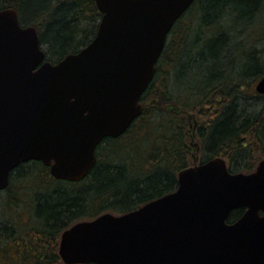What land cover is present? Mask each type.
<instances>
[{"label": "water", "instance_id": "95a60500", "mask_svg": "<svg viewBox=\"0 0 264 264\" xmlns=\"http://www.w3.org/2000/svg\"><path fill=\"white\" fill-rule=\"evenodd\" d=\"M194 1L94 0V38L54 64L36 28L0 10V191L30 161L57 181L85 179L97 146L141 115L168 34ZM255 91L264 96V76ZM261 211L264 159L233 174L215 157L181 170L173 192L136 210L75 223L61 233L58 255L63 264H264Z\"/></svg>", "mask_w": 264, "mask_h": 264}, {"label": "trees", "instance_id": "16d2710c", "mask_svg": "<svg viewBox=\"0 0 264 264\" xmlns=\"http://www.w3.org/2000/svg\"><path fill=\"white\" fill-rule=\"evenodd\" d=\"M7 8L17 11L21 26L36 28L45 61L52 64L91 42L101 18L94 0H0V10ZM259 33L264 35V0H195L168 34L154 77L140 98L141 115L123 135L97 146L96 164L85 179L57 181L38 161L21 164L10 174L0 193L10 195L16 208L4 205L0 211L1 264H63L58 240L74 223L105 212L128 213L173 192L177 174L189 166V114L199 118L202 154L233 161L242 153L244 165L230 172H251L256 148L264 153V103L249 111L243 103L250 96L243 90H253L252 84L264 76L260 51L251 45ZM24 174L31 177L23 183L34 188L27 203L12 188ZM242 212H231L227 223ZM6 213L15 214L14 227L2 226ZM11 237L13 257L7 243ZM6 255L9 260L3 259Z\"/></svg>", "mask_w": 264, "mask_h": 264}, {"label": "rangeland", "instance_id": "374dc122", "mask_svg": "<svg viewBox=\"0 0 264 264\" xmlns=\"http://www.w3.org/2000/svg\"><path fill=\"white\" fill-rule=\"evenodd\" d=\"M251 45H252V47L254 49H257V50L260 51V54L259 55L262 57V59L264 61V35L261 34V33H259V35L254 36V39H253V42H252ZM42 50H43V48H42ZM240 68H241L240 65L238 67H236V73L237 74L240 73ZM254 84H255V82L252 84V86H254ZM243 91H245L246 96H250V99L244 100V103L243 104H245V105H247V107H249V111H255V112L258 111L262 107L264 101H262V99H259V98L258 99H251V97H253L254 94H256L255 93V90H249L248 88H246ZM150 102H151V104H150ZM148 103L150 104V105L148 104V106H151L153 102L152 101H149ZM251 107L253 109H251ZM197 119L199 120V118L196 115H194V114H189L187 116V118H186L187 124H188L187 133H186L187 134V139H186L187 161H188V164H189L188 167L194 166V164H195L194 161L195 160L199 161L200 159H202L203 157H205V155H207L206 153L202 154V151L201 150L198 152L197 149H196V147H195L196 146L195 143H196L197 140L194 137V129H193V127H194V123L195 122L197 123V121H198ZM258 149L259 148H256V151H255V154H254V157H255L254 163L256 162V165L261 160L264 159V153H262L261 151H258ZM206 157L208 158V155ZM229 168L230 169H234V167L232 165H229ZM27 177H31V176H29L27 174H24V175L20 176L17 179L18 181L17 180L15 181L14 187H12L13 188V192L15 191V189H17L18 194L21 195L22 202H25V203H27V200H25L26 199L25 197H27V198L30 199V197L33 195L32 192L34 190L33 187L26 186V184L23 183L24 180ZM15 187H17V188H15ZM35 188L38 191H42L43 190L42 188H40V189L37 188V186ZM27 195H29L30 197L27 196ZM9 197H10V195L6 194L5 192L0 193V211H2V207L4 205L11 206L12 209H15L16 208V206L11 202V200L9 199ZM14 203L15 204H18L17 202H14ZM23 207L26 208V206H22V207H20V209L23 208ZM105 213H111V212H105ZM112 214L117 215L118 213H112ZM5 215H7L8 217H7L6 220H4V219L2 220L3 221L2 226L3 227H8V228L9 227H14V226H12V224L14 223V219H16L15 218V214L11 213L9 215L8 213H6ZM23 221H24V219H23ZM13 235L16 236L15 234H13ZM6 236L7 235L4 234L3 238L4 239L7 238ZM14 240H15V237L14 238L13 237L8 238V240H7V243L8 244H10V245L12 244L11 245V249H10L11 250V255H9L10 257H13V256L16 255V252H14L15 250L12 249L13 244H15V241ZM21 240H25V238H23ZM19 242H21V241H19ZM27 256H29V255H27ZM3 259L9 260V257H7V255H6V257L3 256ZM11 263L13 264V261L10 260L8 262V264H11ZM0 264H1V261H0ZM4 264H6L5 263V260H4Z\"/></svg>", "mask_w": 264, "mask_h": 264}, {"label": "flooded vegetation", "instance_id": "af4514ba", "mask_svg": "<svg viewBox=\"0 0 264 264\" xmlns=\"http://www.w3.org/2000/svg\"><path fill=\"white\" fill-rule=\"evenodd\" d=\"M262 78V77H261ZM260 78V79H261ZM259 79V80H260ZM258 80V81H259ZM257 81V82H258ZM256 82V83H257ZM256 83L254 84V86H253V90H255V85H256ZM255 93H256V91H255ZM256 95H258L259 96V98H264V96L263 95H259V94H257L256 93ZM198 120V119H197ZM199 125H200V123L197 121V123L195 122L194 123V127H193V129H194V137H195V139L197 140L196 141V143H195V147H196V149H197V151L199 152L200 150L202 151V144H201V142H200V139H199V136H197V130H198V127H199ZM222 150L223 151H227L228 149L227 148H222ZM242 153H241V155H236V157L235 158H233V161H228L227 159H225V158H223V157H220V158H222V159H224L225 160V162H226V165H227V168H228V170L230 171V168H229V165H232L233 167H236V166H242V165H244V162L243 161H241L242 160ZM245 158V157H244ZM243 158V159H244ZM210 159H212V158H207L206 157V155H205V157H203L202 159H200L199 161H197V160H195L194 161V165H199V164H202V163H204V162H206V161H208V160H210ZM246 159V158H245ZM258 165V164H257ZM257 165L254 167V169L251 171V172H253L255 169H256V167H257ZM251 172H248V173H251ZM231 173H233V174H235V173H243V172H231ZM248 173H246V174H248ZM243 209V212L242 213H245V210L246 209H244V208H242ZM259 213H261V214H264V212H259ZM68 229V228H67ZM66 230V229H65ZM63 232V231H62ZM61 235V234H60ZM59 241V240H58ZM57 248H58V245H57ZM59 256V255H58Z\"/></svg>", "mask_w": 264, "mask_h": 264}]
</instances>
